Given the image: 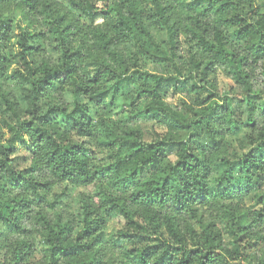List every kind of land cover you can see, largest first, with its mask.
Returning <instances> with one entry per match:
<instances>
[{"label": "trees", "instance_id": "trees-1", "mask_svg": "<svg viewBox=\"0 0 264 264\" xmlns=\"http://www.w3.org/2000/svg\"><path fill=\"white\" fill-rule=\"evenodd\" d=\"M67 2L0 0V264H264V0Z\"/></svg>", "mask_w": 264, "mask_h": 264}, {"label": "rangeland", "instance_id": "rangeland-1", "mask_svg": "<svg viewBox=\"0 0 264 264\" xmlns=\"http://www.w3.org/2000/svg\"><path fill=\"white\" fill-rule=\"evenodd\" d=\"M59 2L61 7H65V9H69L71 8L67 2V0H56ZM82 21H85L84 19ZM156 38L157 41L160 42L162 45L167 47V41H166V36L164 33H157L156 34ZM168 71V69L166 70ZM216 81L218 84V87L220 89V91H223L226 89L227 86H231L233 85V82L227 78L225 75H223L222 73L218 72L216 74ZM183 91H176V92H171L168 91V94L166 96V99L169 103L173 104V105H177L178 107H181L180 105V99L179 96L182 95ZM96 112V109H91V116H94ZM144 128L146 130V125H144ZM148 129H150V125L147 126ZM146 133V131H145ZM19 155H26V152L23 150H20L17 152ZM170 159L173 160L174 157L170 156ZM100 162H106L108 161L107 159H100ZM63 186V185H62ZM57 191L60 189H56ZM94 191V187L93 186H88V187H77L72 189L69 192L68 197H66L65 203L66 205V209L68 208V210H72V207L75 206L74 200L76 199V197L78 196L79 192H92ZM70 207V208H69ZM118 226V224L116 223V221H109V223L107 224V230L112 231L114 230L116 227Z\"/></svg>", "mask_w": 264, "mask_h": 264}]
</instances>
